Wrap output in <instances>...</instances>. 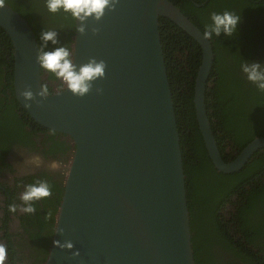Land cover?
Returning a JSON list of instances; mask_svg holds the SVG:
<instances>
[{
    "label": "water",
    "instance_id": "1",
    "mask_svg": "<svg viewBox=\"0 0 264 264\" xmlns=\"http://www.w3.org/2000/svg\"><path fill=\"white\" fill-rule=\"evenodd\" d=\"M0 3V27L14 47L17 101L37 124L68 136L75 147L45 264H196L162 18L202 47L194 102L215 168L239 172L264 148V137L256 138L236 160L223 158L206 104L216 60L212 41L170 0H120L101 22L89 20L86 34L75 26L72 38L77 66L103 60L105 78L83 98L68 91L41 98L34 29ZM27 88L35 96L31 107L21 95ZM67 242L71 249L63 247Z\"/></svg>",
    "mask_w": 264,
    "mask_h": 264
},
{
    "label": "trees",
    "instance_id": "2",
    "mask_svg": "<svg viewBox=\"0 0 264 264\" xmlns=\"http://www.w3.org/2000/svg\"><path fill=\"white\" fill-rule=\"evenodd\" d=\"M2 1L19 12L34 27L39 43H41L39 39L40 28L48 27L58 32L64 25L65 31L69 35V48L71 45L70 49L72 50L73 40L71 37L75 34L76 22L70 16L63 13L50 14L44 6V0H36V6L40 8V11H38L40 19L37 20L26 10L14 8L11 1ZM170 1L180 8L203 32L206 26L200 23L199 16H205L208 24H210L211 11L216 8L227 10V7H231L234 3V0ZM206 1L208 3L203 7L195 5V3L202 5ZM242 1L246 4L245 6L253 5L250 0ZM250 31L237 29L230 37L221 34L220 37L213 36L210 39L214 46L216 60L209 81L210 85L207 88L206 104L216 140L226 162L230 160H227L226 148L222 146L225 139L232 138L236 141L238 148L244 149L256 137H264V92H260L257 88L251 86L239 72L240 61H244L246 58H254L256 51L259 50L249 48L246 46V42L242 43L241 41ZM161 37L180 131L196 264H229L225 263L215 251L218 246L224 251H229L236 243L233 242V238L229 236L225 227L221 226L220 217L212 216L216 209L213 210L208 202L218 201L217 205L221 206L230 199L231 195L237 194H240L241 199H247L239 208V216L237 215V217L245 220L243 227L247 231L243 232L249 239L246 243L253 245L255 248V241H253V237L251 239V231L255 227L251 228L252 220L246 222V219L253 218L255 215H258L259 218L264 217V181L261 178L256 179L260 175L259 173L264 170L262 150L240 172L224 174L215 168L199 128L194 102L196 80L203 61L202 47L186 31L169 19H161ZM236 39H240V44L237 43ZM0 61V69L3 66L13 67V43L1 27ZM12 80L13 70L8 72V82H12ZM47 84L50 91L53 92L52 87L49 83ZM11 88L13 92V86ZM13 99L16 101L15 98ZM16 104L21 109L20 104L18 102ZM7 118L4 114V119L8 123ZM26 125L36 130L43 128L30 118L27 119ZM236 137H240V139H235ZM246 141L247 144H245ZM252 173L253 176L250 177ZM252 182H255L257 187L248 191L246 186ZM64 187L62 186L58 192L57 208L50 213V240L55 233L56 217L64 194ZM200 200L203 201L205 211L198 209L197 204ZM249 213H251L250 217L248 216ZM262 223V226H264V220ZM39 226L44 227L42 218ZM46 243L48 244V242ZM46 243L44 239H41L40 244L45 250L44 262H46L48 254ZM242 252L238 250L237 256L246 264H264V256L260 252L247 249L244 250L245 254L241 255Z\"/></svg>",
    "mask_w": 264,
    "mask_h": 264
},
{
    "label": "flooded vegetation",
    "instance_id": "3",
    "mask_svg": "<svg viewBox=\"0 0 264 264\" xmlns=\"http://www.w3.org/2000/svg\"><path fill=\"white\" fill-rule=\"evenodd\" d=\"M9 1L13 3L12 5L14 8L26 10L37 20L40 19V15L38 14L40 8L36 6V0ZM250 1L253 2V5L245 6L246 4L243 3L242 0H234L232 6L227 7V10L240 16L241 19L237 29H240V31L251 30L241 39L242 43L246 42V46L249 48L259 49L256 51L254 58H246L244 61H240V63L259 62L264 64V1ZM195 5L197 7H203V5H198L196 3ZM214 11L223 12L224 9L216 8L210 12V16ZM199 17L201 19V24L205 26L208 25L205 16ZM48 29V27H43L40 28L39 31L42 32ZM65 29L63 25L58 31V40L60 45L69 47V35ZM72 38L73 36L71 39ZM236 41L240 44V39H236ZM53 47L51 42H49V48L47 50H51ZM14 62L15 61H13L12 68L3 66L0 69V245L5 246L7 249L4 264H45L43 261V259H45V250L40 242L41 239H44L45 243L48 242V244H46L48 245L47 249L49 251L52 242V239L50 240L49 238L51 223L50 213L58 206V192L62 186H65L66 176L74 156L75 147L70 138L64 134L49 129L47 130V128L36 130L26 125L27 119L30 118V116L27 112L28 115L25 113L22 107L20 109L16 104L18 101L15 96V91H13V93L11 88V86H13L14 89ZM11 70H13V80L12 82H8V72ZM239 72L243 75L241 69ZM42 76L43 83H49L54 94L58 82H54L55 84L52 83L47 73H42ZM249 84L255 87V85ZM13 98H15L16 101ZM4 114L8 117V123L4 119ZM235 139H240V137H236ZM247 143L246 141L245 144ZM222 146L226 148L225 155L227 156V160H230L229 162L236 160L247 147L246 146L244 149L238 148L236 146V141L230 137L224 140ZM261 150L264 165V148ZM256 154L247 165L257 157ZM36 155L40 156L42 160L39 167L30 163L31 158ZM52 161L60 163L61 166L58 170L53 171L48 167ZM246 166L243 169H245ZM259 174L260 177L258 176L256 179L259 180V178H261L264 181V170ZM252 176L253 173L250 177ZM37 180H46L51 186L52 195L47 199L36 202V212L34 214L26 215L19 212L17 214L10 213L8 211V206L13 202L19 203V195L23 191V185L33 183ZM254 187H257L256 183L252 182L250 185L246 186V189L251 191ZM211 197L213 198V196ZM246 201L247 199H241L240 194H237L231 195L230 199L221 206L217 205L218 201L208 202L210 206L213 207V210L216 209L214 210L215 213H212V216L220 217V221H222L221 226L225 227L229 236L233 238V242L236 243L235 245L233 244V250L224 251L218 246L215 251L225 263L246 264L237 256L238 250L243 251L241 255L245 254L244 250L248 249L254 252H260L261 255L264 256V226H262L264 217L259 218L258 215H255L253 218L246 219V222L252 220L250 225L251 228L255 227L254 230L251 231V239L253 237V241H255V248L253 245L246 243L249 239L246 237L245 232H243L247 231V229L243 227L245 220L237 217V215L239 216V208L243 205V202ZM197 206L199 210L205 211L202 200H200ZM250 215L251 213L248 214L249 217ZM40 217L44 222V227L39 226ZM204 224L205 221L203 222V226ZM261 229L262 231H260Z\"/></svg>",
    "mask_w": 264,
    "mask_h": 264
},
{
    "label": "clouds",
    "instance_id": "4",
    "mask_svg": "<svg viewBox=\"0 0 264 264\" xmlns=\"http://www.w3.org/2000/svg\"><path fill=\"white\" fill-rule=\"evenodd\" d=\"M120 4V0H44V6L48 13H63L70 16L76 22V31L81 35L88 30V21L99 23L106 13L115 12ZM2 6V3H0ZM240 16L229 10L223 12H212L211 23L206 25L204 38L211 39L213 36H232L240 23ZM40 46L37 52V63L42 73H47L52 82H58L55 94L60 95L65 91L77 98L87 96L97 81L103 80L106 76L107 65L103 60L90 58L87 63L77 66L74 61L73 51L65 45H60L58 32L54 29L44 30L40 33ZM49 42L54 46L51 50ZM59 45V46H57ZM240 69L246 80L264 92V64L259 62H243ZM97 93L102 89L97 88ZM23 96L26 106L31 107L35 96L30 88L25 89ZM38 95L41 98H48L53 95L47 83L41 84ZM30 163L39 167L42 163L40 156H33ZM60 163L52 161L48 167L56 171L60 168ZM52 195L50 184L46 180H37L33 183L23 185V191L19 195V203L13 202L8 206V211L12 214L23 213L31 215L36 212L35 204ZM63 247L72 248V244L67 242ZM7 255L5 246L0 245V264H4Z\"/></svg>",
    "mask_w": 264,
    "mask_h": 264
}]
</instances>
